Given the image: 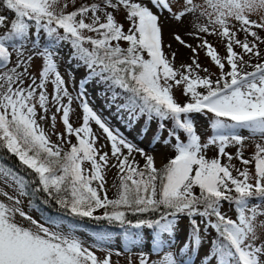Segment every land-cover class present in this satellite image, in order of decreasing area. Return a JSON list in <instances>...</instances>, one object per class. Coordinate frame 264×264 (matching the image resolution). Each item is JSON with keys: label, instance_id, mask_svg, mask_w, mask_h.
<instances>
[{"label": "snow or ice", "instance_id": "snow-or-ice-1", "mask_svg": "<svg viewBox=\"0 0 264 264\" xmlns=\"http://www.w3.org/2000/svg\"><path fill=\"white\" fill-rule=\"evenodd\" d=\"M0 9V264H116L134 250L128 264H264V143L245 158L241 135L264 138V19H251L264 0H0ZM190 17L198 43L174 35L192 53L177 67L163 25ZM65 48L68 80L57 60ZM93 92L106 98L100 110ZM141 118L139 138L155 121L151 143L173 153L161 167L126 135ZM39 193L62 215L33 219L21 198L31 207ZM73 218L108 227L86 243Z\"/></svg>", "mask_w": 264, "mask_h": 264}, {"label": "rangeland", "instance_id": "rangeland-1", "mask_svg": "<svg viewBox=\"0 0 264 264\" xmlns=\"http://www.w3.org/2000/svg\"><path fill=\"white\" fill-rule=\"evenodd\" d=\"M79 0H77L78 2ZM200 0H197V3H199ZM180 5H177V8H179ZM118 19H120V17H118ZM192 19L193 18H188L184 21L183 24H179L175 21L172 20H168L164 22V41H165V45L171 43L172 47L171 49L169 48H165L166 52H176V59H175V63L179 64V63H184L186 60H189L192 53L190 52V50L187 47H184L182 45H180L173 37L175 34H179L188 44L191 45H196L198 43V41L194 38H192L191 36L188 35L189 32L194 31L193 27H192ZM251 19L254 20H261L264 19V10H260L257 12H254L251 14ZM255 30V29H254ZM259 32V34L261 36H264V31H260L257 30ZM241 37H243V33L240 34ZM211 36H208L207 38H210ZM262 48H264V46H262ZM68 53V49L65 48L62 52L60 57H57L58 60V66H59V71L62 73V75H64V78L66 80L69 79L68 76V69L72 67L71 64L67 63V56ZM203 62L204 64H206L208 67H210L211 69H215L214 67L211 66L210 61L203 56ZM37 63H39V61H37ZM84 75L83 70L76 72L75 73V78L77 81H79V79H81ZM50 90V89H49ZM91 90V89H90ZM97 91H99V89H97ZM176 98L179 99L182 95H181V91L180 90H176L175 92ZM93 96L95 99V104L94 106L96 107L97 110H100L103 108L104 102L106 98H101V97H97L95 96V92H93ZM115 110L113 109V112ZM105 116H109L111 115L107 110H104L103 113ZM72 121L74 124L79 123V121L76 119V116L72 117ZM112 123L114 125H118L119 126V122L116 120L115 116H112ZM45 128L47 130H51V121L47 122L45 125ZM144 126L143 124V120L140 119V121L135 125V127L133 128V130L131 132H126V135H128L130 138L131 137H136V142L140 145V147L145 148L150 154H153L155 156V164L157 167L162 166L166 161L167 158L169 156V152L170 150L166 149L162 144H155L153 145L151 143L152 141V136H153V125H151V128L149 129L148 133L146 136L143 137V139L141 140L139 138V136L137 135L139 129ZM196 127H197V131L199 134H201L202 136H207L210 133L206 130L207 129V122L204 121L203 119H198L196 121ZM62 129V124L59 122V117H57V122H56V128L55 131L56 132H61ZM121 130L125 131V129H123V127L121 126ZM241 135L247 137V139L244 141L243 144V156L245 158H249L255 151V145L257 143H264V138H262L259 134L253 136L252 134H250L247 130H242L241 131ZM51 139L53 141L56 140V136L53 134L51 135ZM227 151L229 153L235 154L237 151V148L235 146L233 147H229L227 149ZM216 155V149L212 148L207 152V156H209V158L215 157ZM211 156V157H210ZM137 160H140L141 158L139 156L136 157ZM222 162H226V159H222ZM141 163H143V161L141 160ZM232 163L238 167V168H242L243 165L236 159H233ZM115 173L116 170L112 169L111 171H109L107 173V181L108 184L111 185L113 183L114 180H116L115 177ZM8 191H11V189H7ZM115 189H112L111 191H109L108 195L109 197L113 196ZM2 199V198H0ZM22 201L23 197L21 198ZM23 208L24 203H22L21 205ZM26 212H28L33 219H38L36 217V215H34V213L27 208H24ZM224 209H228V207H224ZM231 212H229L230 214ZM264 219V218H261ZM17 221L24 224L25 226H30V222L27 220H24L23 218L17 216ZM46 226H51V225H47ZM62 230L67 231V228H65L64 226H62ZM262 232H264V229L261 230ZM145 232H147L145 230ZM81 239H83L86 243H92L93 241V234L80 230L78 229L77 233H76ZM185 234H186V225L184 224V222L182 221L180 226L177 229V235H178V239L180 242H182L185 238ZM114 247L119 248V241H117V243L114 245ZM145 251H148V247H147V236H146V244H145ZM97 255H104L103 252H97ZM130 256H132L131 259H136V251L134 250L132 253H128L125 252L120 256H113V261H115L116 263H124V260L126 261V259ZM152 259H155L152 256Z\"/></svg>", "mask_w": 264, "mask_h": 264}, {"label": "trees", "instance_id": "trees-1", "mask_svg": "<svg viewBox=\"0 0 264 264\" xmlns=\"http://www.w3.org/2000/svg\"><path fill=\"white\" fill-rule=\"evenodd\" d=\"M79 2H80V0L77 3H79ZM0 10H2V9H0ZM207 39H208V41L211 44L215 45L217 47V49H219V51H220L221 54H223V52H224L223 45H222L221 41L217 37L211 36L210 38H207ZM203 56H205V53L203 51H201L199 53V61H200L201 65L207 66L203 62V60H204L203 59ZM190 62L191 61L189 59V60H186L184 63H190ZM181 64H183V63H179V64L175 63V65L177 67H179ZM211 70L212 71H216V69H211ZM183 99H184V97L181 96L178 100H181L182 101ZM141 119L143 120V124H144V119L143 118H141ZM152 125H153V134H154L155 128H156L155 121L152 123ZM172 154L173 153L170 151L169 152V156H171ZM0 156H4V154L3 153H0ZM4 163L10 164L13 167H17V168L19 167L18 166V161L14 157H12L11 159H8L7 157H5ZM115 177H116V173H115ZM23 200H24L23 203H24V206H25L24 208L30 209L34 213V215H36V217L38 218L36 220L39 221V222H41V223H45L46 218L49 217V216H59V215H62V213H60V211L54 205H45V204L42 203L43 193L37 194V196L33 199V202L31 204V207H29L30 197H23ZM224 207H228V205L225 204ZM229 215L231 216V215H233V213H230ZM72 222L75 223L78 226V229L83 230V231H86V232H89L91 234H93L94 232L98 231L101 228H107L108 227L107 223L104 222V221L97 222V221H94V220H91V219H88V218H84V219L73 218L72 219ZM183 222H184V224L186 225V228H187V220L185 219V220H183ZM67 225H68V220L66 219L65 220V224L63 226L65 228H67ZM101 256H103V255H101ZM153 257L155 259L157 258L155 255H153ZM129 258H132V256L129 255V257L126 259V261L124 260V263H121L120 262V263H116V264H128ZM132 260L135 261L136 259H132Z\"/></svg>", "mask_w": 264, "mask_h": 264}]
</instances>
